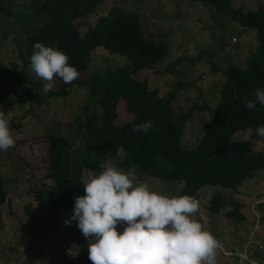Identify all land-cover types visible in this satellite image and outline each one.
I'll list each match as a JSON object with an SVG mask.
<instances>
[{
  "label": "trees",
  "instance_id": "1",
  "mask_svg": "<svg viewBox=\"0 0 264 264\" xmlns=\"http://www.w3.org/2000/svg\"><path fill=\"white\" fill-rule=\"evenodd\" d=\"M103 1H28L26 23L29 30L25 53L22 54L23 66L20 70L15 66H0V81L15 77L20 86L28 91L30 101L25 110L43 104L51 97L68 94L74 82L85 86L88 97L97 105L96 110L95 106L84 104L76 117L73 138L79 139L78 145L73 146V138L63 134H59L57 139L46 140L48 165L44 176L52 182H40L33 192L38 207L45 214L37 216L31 212V204H25L30 231L38 238L44 239L49 232V212L61 208L74 209L75 197L84 195L83 186L88 173L99 174L101 171L95 164L101 162L125 171L132 165H138V176L183 182L179 196L187 194L194 198L205 185L234 190L243 181L264 170V149L254 150L250 139L234 140L231 137L233 133H242L247 129H251L250 135H253L258 126L264 125V107L257 103V110L253 112L244 104L245 99H254L253 93L257 88L264 89V2L258 0L255 8L244 11L235 8L230 0H191L201 1L219 19L227 17L254 29L257 43L244 66L228 63L221 69L215 106L202 124L197 143L186 147L181 143L186 121L194 109L207 108V105L193 102L181 112L172 103L179 86L159 94L147 78L133 76L132 73L141 68L158 67L160 64L157 62L169 49L166 40L153 41L145 36L137 13L117 8L110 14H99L82 33L76 20L95 11ZM11 9L9 0H0V18L12 14ZM36 42L63 51L69 57L68 63L77 71L88 69L90 55L102 49L99 47L123 55L129 64L106 68L101 73L93 71L88 78H77L71 84L62 82L59 88L54 87L45 95L42 92L44 83L29 77L26 70ZM211 62V69L218 68L217 63ZM170 66L171 63L164 70ZM18 100V96H9L0 99V103L12 104ZM120 113L130 116L118 123L115 119ZM8 121L19 126L18 121ZM145 121L153 122L146 134L133 131L134 124ZM8 194L0 175V205L6 201ZM227 203L231 206L225 212L227 216L238 220L245 218L241 210L242 202L232 197L226 201L221 192L211 195L207 207L217 212ZM79 264H92V261L88 259Z\"/></svg>",
  "mask_w": 264,
  "mask_h": 264
},
{
  "label": "rangeland",
  "instance_id": "2",
  "mask_svg": "<svg viewBox=\"0 0 264 264\" xmlns=\"http://www.w3.org/2000/svg\"><path fill=\"white\" fill-rule=\"evenodd\" d=\"M12 14L0 18V66L20 70L24 60L26 23L30 0H9ZM264 2V0H261ZM201 1L191 0H104L93 12L76 20L78 29L83 33L93 24L99 14H110L117 8L137 13L145 36L153 41L166 40L169 49L157 62L158 67L141 68L133 76L147 78L151 87L159 94L177 87L172 103L184 112L193 102L206 104L207 108L194 109L187 119L181 136L183 146H194L202 132L201 127L209 117L218 98L222 74L221 69L228 63L244 66L245 60L256 46L255 30L244 27L239 21L213 15ZM258 0H230L235 8L246 11L255 8ZM179 12V15H177ZM5 35L3 39L2 36ZM93 51L86 71H78L80 79L88 78L91 72L101 73L106 68L127 65L129 61L118 53L103 47ZM193 58V59H190ZM210 59V60H209ZM218 68L211 69L212 62ZM171 63V66L167 69ZM27 75L38 78L26 66ZM40 79V78H38ZM42 83H45L40 79ZM54 87L59 88L62 78L54 76ZM219 84V85H218ZM218 86V87H217ZM7 89L5 92L3 89ZM18 96L12 104L0 103L8 120L19 122L10 124V133L15 146L7 151L0 150V175L9 191L11 199L9 213L6 201L0 205V264H79L88 260V238H85L76 221L66 225L65 221L73 215V208H61L48 214L49 232L44 239L30 231L29 217L25 204L29 202L35 215L45 214L41 210L33 192L42 181L50 184L52 180L44 176L47 168L45 156L46 140L57 139L59 134L73 138L76 117L84 104L95 106L94 100L87 95V88L74 82L66 95L49 98L40 105L25 110L30 101L28 91L20 86L15 77L0 81V99ZM124 111V110H123ZM130 114H119L115 121L121 123ZM251 129L233 133L232 139H250L254 150L264 149V138L253 135ZM73 146L79 139H72ZM102 171L100 164H95ZM137 174V172H136ZM138 176V174H137ZM147 181L153 190L168 196H179L183 182L166 181L156 177L138 176ZM196 199L200 202L198 213L193 216L204 229L210 231L221 243L217 250V264H264V170L236 189L230 190L219 185H205ZM186 188H188L186 186ZM214 192H221L230 201L238 198L245 218L238 220L226 215L231 208L227 203L220 211L213 212L207 204ZM125 225H117L122 232ZM247 255L243 259L234 253ZM255 263H253V262Z\"/></svg>",
  "mask_w": 264,
  "mask_h": 264
},
{
  "label": "clouds",
  "instance_id": "3",
  "mask_svg": "<svg viewBox=\"0 0 264 264\" xmlns=\"http://www.w3.org/2000/svg\"><path fill=\"white\" fill-rule=\"evenodd\" d=\"M63 51L36 42L29 69L45 81L47 94L55 85L54 76L71 84L79 72L68 63ZM254 99H245V107L255 112L257 103L264 107V89L257 88ZM152 121L134 124V132L147 133ZM264 138V125L256 128ZM15 146L10 124L0 111V150ZM99 174L89 172L84 195L76 196L72 221L88 238V258L92 264H217L221 243L193 216L200 202L190 195L168 196L140 181L132 165L125 171L104 162ZM117 225H125L122 232ZM249 260V259H248Z\"/></svg>",
  "mask_w": 264,
  "mask_h": 264
},
{
  "label": "water",
  "instance_id": "4",
  "mask_svg": "<svg viewBox=\"0 0 264 264\" xmlns=\"http://www.w3.org/2000/svg\"><path fill=\"white\" fill-rule=\"evenodd\" d=\"M11 199L9 197H7L6 199V205L8 206L9 209V213L14 214V212L11 210V203H10Z\"/></svg>",
  "mask_w": 264,
  "mask_h": 264
},
{
  "label": "built area",
  "instance_id": "5",
  "mask_svg": "<svg viewBox=\"0 0 264 264\" xmlns=\"http://www.w3.org/2000/svg\"><path fill=\"white\" fill-rule=\"evenodd\" d=\"M234 253H236L237 255H240V257L243 258V259H249V258L247 257V255L244 254V253H241V252H239V251H234ZM252 262H253V261H252ZM253 263H255V262H253Z\"/></svg>",
  "mask_w": 264,
  "mask_h": 264
}]
</instances>
